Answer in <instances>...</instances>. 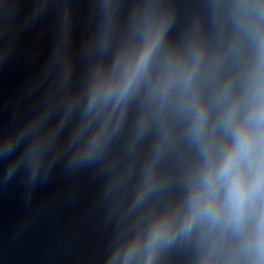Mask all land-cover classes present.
<instances>
[{
    "label": "water",
    "instance_id": "water-1",
    "mask_svg": "<svg viewBox=\"0 0 264 264\" xmlns=\"http://www.w3.org/2000/svg\"><path fill=\"white\" fill-rule=\"evenodd\" d=\"M261 165L264 0H0V264H264Z\"/></svg>",
    "mask_w": 264,
    "mask_h": 264
},
{
    "label": "clouds",
    "instance_id": "clouds-1",
    "mask_svg": "<svg viewBox=\"0 0 264 264\" xmlns=\"http://www.w3.org/2000/svg\"><path fill=\"white\" fill-rule=\"evenodd\" d=\"M251 149L249 137L241 133L238 135L236 148L229 153L224 161L222 175L227 179L229 185V197L233 211L237 217H241L248 196L246 177L241 170V162ZM264 181V165L258 168L255 177V186L258 187Z\"/></svg>",
    "mask_w": 264,
    "mask_h": 264
}]
</instances>
